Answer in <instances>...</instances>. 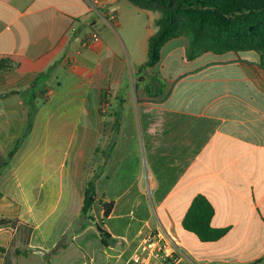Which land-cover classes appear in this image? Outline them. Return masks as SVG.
<instances>
[{
	"label": "crops",
	"instance_id": "obj_1",
	"mask_svg": "<svg viewBox=\"0 0 264 264\" xmlns=\"http://www.w3.org/2000/svg\"><path fill=\"white\" fill-rule=\"evenodd\" d=\"M158 18L126 0H0V62L13 66L0 70V264H167L142 251L156 234L177 245L180 264H264L261 57L187 61L186 40L173 39L146 77L159 93L148 95L135 72ZM130 51L141 54L135 64ZM130 140L147 177L117 191L105 171ZM94 179L95 224L83 228ZM199 195L215 210L211 225L229 229L217 242L183 228Z\"/></svg>",
	"mask_w": 264,
	"mask_h": 264
},
{
	"label": "trees",
	"instance_id": "obj_2",
	"mask_svg": "<svg viewBox=\"0 0 264 264\" xmlns=\"http://www.w3.org/2000/svg\"><path fill=\"white\" fill-rule=\"evenodd\" d=\"M131 5L159 13L156 20L158 31L149 39L148 59L135 72L136 88L152 95L157 89L146 83V77L154 79L150 73L162 60V49L171 40H186L185 59L187 61L206 54L216 55L228 52H255L261 57L264 67V0H126ZM0 62V70L12 68ZM161 92V91H160ZM106 100V94L103 96ZM95 204V183L90 180L85 190L81 218L83 228L95 224L92 215ZM112 205H106L105 217L110 214ZM215 210L202 195L192 202L183 221V228L193 233L203 243H213L224 238L229 229L214 228L211 225ZM5 224L4 221L0 223ZM14 226V224H12ZM103 243L109 234L97 225ZM5 253L0 246V256ZM20 253V251H17ZM49 264V263H48Z\"/></svg>",
	"mask_w": 264,
	"mask_h": 264
},
{
	"label": "rangeland",
	"instance_id": "obj_3",
	"mask_svg": "<svg viewBox=\"0 0 264 264\" xmlns=\"http://www.w3.org/2000/svg\"><path fill=\"white\" fill-rule=\"evenodd\" d=\"M152 11V10H149ZM154 13L158 12L152 11ZM121 36L125 39V41L128 44L134 45L135 42L139 39V34L138 31L133 28V26L130 23L125 22L123 25V30L120 31ZM135 50V49H134ZM133 50V51H134ZM130 55V62L132 64H135L134 62H137L138 59L141 57V54L139 51L136 53H132L131 51L128 53ZM131 92L132 94L136 93L135 90V78H134V73L132 71V87H131ZM129 137H131L130 134H128ZM126 150L122 151L123 154L120 155V158L122 156L126 155L124 159L116 163V167L114 166L113 169H107L105 172L110 173L111 175L117 176L118 183L116 184V189L117 191H121L125 186H128L129 183H131L132 180H135L139 176H144L147 177V169L145 164L142 166L140 165L139 162V151H138V145L134 140L128 141V143L125 144ZM91 159V160H90ZM89 162V167L88 170H90V173L95 175V153L92 158H88ZM95 182V179H94ZM60 215H55L54 218L60 217ZM53 218V219H54ZM66 241V240H65Z\"/></svg>",
	"mask_w": 264,
	"mask_h": 264
},
{
	"label": "built area",
	"instance_id": "obj_4",
	"mask_svg": "<svg viewBox=\"0 0 264 264\" xmlns=\"http://www.w3.org/2000/svg\"><path fill=\"white\" fill-rule=\"evenodd\" d=\"M98 33L91 35V41L98 42ZM142 251L152 253V257L167 264H180L181 254L177 250V245L167 246L165 240L159 234L149 235L142 245Z\"/></svg>",
	"mask_w": 264,
	"mask_h": 264
}]
</instances>
